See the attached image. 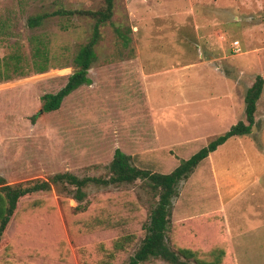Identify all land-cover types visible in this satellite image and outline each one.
Returning a JSON list of instances; mask_svg holds the SVG:
<instances>
[{"label":"rangeland","instance_id":"obj_1","mask_svg":"<svg viewBox=\"0 0 264 264\" xmlns=\"http://www.w3.org/2000/svg\"><path fill=\"white\" fill-rule=\"evenodd\" d=\"M102 6L104 0H0V175L7 183L63 172L106 178L117 148L137 167L168 173L246 122L245 92L264 73V0H114L99 28L91 83L57 110L40 112L41 96L73 72L94 19L54 15L30 28L27 17ZM36 46L50 58L42 73L31 68ZM17 55L28 73L2 79ZM254 119L248 134L229 138L179 183L169 243L215 264H264V85ZM72 189L51 183L19 202L0 240V264H98L103 255L94 247L123 235L131 240L114 264L128 262L156 200L150 188L140 179L89 185L82 202Z\"/></svg>","mask_w":264,"mask_h":264},{"label":"trees","instance_id":"obj_2","mask_svg":"<svg viewBox=\"0 0 264 264\" xmlns=\"http://www.w3.org/2000/svg\"><path fill=\"white\" fill-rule=\"evenodd\" d=\"M114 0H104V6L97 10L91 9H68L58 8L52 12H42L30 15L26 19V24L30 28L38 27L45 19L60 15L65 17L89 16L94 19L92 32L88 41L82 44L72 58L73 72L68 76L66 83L54 93H44L41 96L42 105L40 112H50L57 110L63 99L72 91L81 85H88L91 79L88 76V70L96 58V49L100 38V26L111 18ZM118 36L124 43L128 42L126 34L118 31ZM46 48L36 46L34 49V61L32 69L35 73L45 72L50 61ZM15 66L12 72L6 71L2 79L8 80L13 75L23 76L28 72L19 66L20 55L16 56ZM21 60V59H20ZM264 85L263 75H257L254 82L247 88L244 96V112L246 122L239 120L231 125L228 130L215 136L207 142L206 145L199 148L187 159L180 163L168 173L151 172L148 169L137 167L132 163V157L120 149H115L111 162L108 165L109 175L106 178L85 176L78 177L70 172L56 173L48 180L30 181L27 183L9 184L5 178L0 175V240L9 223L16 215L19 202L26 196L38 192H46L50 189L51 183H60L71 185L73 198L82 202L86 196V187L89 185L96 186H118L132 183L138 179L143 180L150 188L156 200L150 209L149 218L144 225L145 234L140 245L135 252L129 257L128 262L124 264H140L151 258H161L171 264H215L205 257L189 248L176 247L169 243L167 235L170 226V214L172 202L178 196L179 183L186 179L191 172L204 160L211 152L215 151L218 146L225 143L229 138L248 134L255 123L254 113L256 102L259 99ZM38 113L31 116V121L35 122ZM131 240V239H130ZM127 235H123L113 240L112 245L105 247L103 243L97 244L94 249L96 253H102V258L98 264H114L117 253L125 250L126 245L130 242ZM86 249V248H85ZM212 252L210 253V255Z\"/></svg>","mask_w":264,"mask_h":264}]
</instances>
